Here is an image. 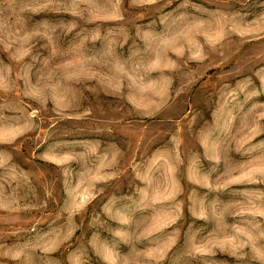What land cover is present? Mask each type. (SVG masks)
Wrapping results in <instances>:
<instances>
[{"label": "rangeland", "instance_id": "rangeland-1", "mask_svg": "<svg viewBox=\"0 0 264 264\" xmlns=\"http://www.w3.org/2000/svg\"><path fill=\"white\" fill-rule=\"evenodd\" d=\"M0 264H264V0H0Z\"/></svg>", "mask_w": 264, "mask_h": 264}]
</instances>
